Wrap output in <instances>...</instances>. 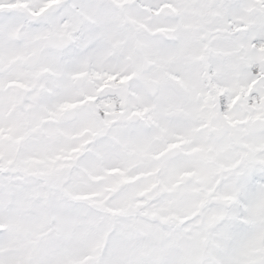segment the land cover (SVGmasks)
Here are the masks:
<instances>
[{"label": "snow or ice", "instance_id": "1", "mask_svg": "<svg viewBox=\"0 0 264 264\" xmlns=\"http://www.w3.org/2000/svg\"><path fill=\"white\" fill-rule=\"evenodd\" d=\"M0 264H264V0H0Z\"/></svg>", "mask_w": 264, "mask_h": 264}]
</instances>
